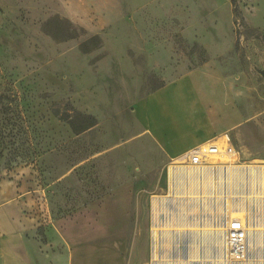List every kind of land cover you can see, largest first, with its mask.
<instances>
[{
  "label": "rangeland",
  "instance_id": "rangeland-1",
  "mask_svg": "<svg viewBox=\"0 0 264 264\" xmlns=\"http://www.w3.org/2000/svg\"><path fill=\"white\" fill-rule=\"evenodd\" d=\"M209 59L237 63L264 103V69L252 64L264 63V0H0V189L24 203L25 236L48 243L57 220L86 224L90 204L127 205L129 246L146 260L168 161L141 138L132 106ZM81 114L97 123L78 133L68 119ZM246 156L264 159V146ZM246 261L264 263V242Z\"/></svg>",
  "mask_w": 264,
  "mask_h": 264
},
{
  "label": "crops",
  "instance_id": "crops-1",
  "mask_svg": "<svg viewBox=\"0 0 264 264\" xmlns=\"http://www.w3.org/2000/svg\"><path fill=\"white\" fill-rule=\"evenodd\" d=\"M236 64L204 61L132 106L141 138L168 161L167 190L154 192L150 205L146 260L129 246L127 205L90 204L86 224L57 220L47 230L48 243H43L25 236L32 231V221L23 214L25 205L11 188L0 189V264H113L117 249L119 264H207L210 254L216 264H228L221 238L213 231L224 228L226 215L239 213L247 222L251 256L250 246L264 242V159L246 155L264 146V105L260 106L264 103L259 104L256 90L249 88ZM252 64L264 69V63ZM209 141L228 142L236 153L204 165L207 187L200 194L207 201L200 207L189 197L190 185L181 178L172 180L170 165L176 166V158ZM98 208L104 216L96 220L90 213ZM118 211L122 213L112 214ZM136 212H143L142 205ZM140 223L137 215V226ZM134 244H139L137 237ZM161 256L167 261L161 262Z\"/></svg>",
  "mask_w": 264,
  "mask_h": 264
},
{
  "label": "built area",
  "instance_id": "built-area-1",
  "mask_svg": "<svg viewBox=\"0 0 264 264\" xmlns=\"http://www.w3.org/2000/svg\"><path fill=\"white\" fill-rule=\"evenodd\" d=\"M235 147L228 142L209 141L192 147L174 160L176 166H201L210 162L212 155H235ZM222 235L227 262L245 261L249 257V231L247 222L240 216L226 215Z\"/></svg>",
  "mask_w": 264,
  "mask_h": 264
},
{
  "label": "bare ground",
  "instance_id": "bare-ground-1",
  "mask_svg": "<svg viewBox=\"0 0 264 264\" xmlns=\"http://www.w3.org/2000/svg\"><path fill=\"white\" fill-rule=\"evenodd\" d=\"M221 156L222 155H220V154L212 155L210 162L212 164L217 163L218 161L222 160ZM225 157H227V155ZM204 170H205L204 165H201V166H190V165L173 166V165H170L172 180L178 181V179L181 178V181H184V183H186L187 186L190 185L191 189L188 191L192 194L189 197L195 204H197V206L200 205V207H202L203 204H206V201H207V197L206 196L202 197L200 194V193L206 192V189L204 190V188L207 187L205 185V179L206 178H205V175L203 174ZM216 201H218V200H216ZM241 209L246 210L243 207H241ZM231 215L232 216H240V215H235V214H231ZM218 222L219 221L217 220V224H218ZM198 226L200 227V225H198ZM194 229L199 230L200 228H194ZM224 233H225L224 228H218V230L215 228V231H213V234L215 235L216 238H218V237L221 238L220 239L221 242H223L222 235ZM258 243H260L259 240L255 243L254 247H256L258 245ZM221 248H222L223 255H226V250H225L224 244H222V243H221ZM250 251L252 252L251 246H250ZM249 258H250V255H249L247 261L249 260Z\"/></svg>",
  "mask_w": 264,
  "mask_h": 264
},
{
  "label": "trees",
  "instance_id": "trees-1",
  "mask_svg": "<svg viewBox=\"0 0 264 264\" xmlns=\"http://www.w3.org/2000/svg\"><path fill=\"white\" fill-rule=\"evenodd\" d=\"M78 115H80V113H78ZM81 116H82V120L77 122L74 118L69 117L68 119L73 130L78 133L88 129L89 127L97 123L96 118L91 114H85V115L81 114Z\"/></svg>",
  "mask_w": 264,
  "mask_h": 264
}]
</instances>
